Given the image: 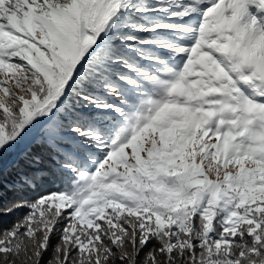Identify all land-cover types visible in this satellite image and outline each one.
Returning <instances> with one entry per match:
<instances>
[{"label":"snow or ice","instance_id":"snow-or-ice-1","mask_svg":"<svg viewBox=\"0 0 264 264\" xmlns=\"http://www.w3.org/2000/svg\"><path fill=\"white\" fill-rule=\"evenodd\" d=\"M14 213L0 264H264V0H0Z\"/></svg>","mask_w":264,"mask_h":264},{"label":"trees","instance_id":"trees-1","mask_svg":"<svg viewBox=\"0 0 264 264\" xmlns=\"http://www.w3.org/2000/svg\"><path fill=\"white\" fill-rule=\"evenodd\" d=\"M45 159L47 160V156L45 157ZM51 187V186H49ZM33 194L29 193L28 197L30 198ZM19 199V197L15 196L12 193H6V195L3 198V205L4 207H6L8 204L14 202L15 200ZM16 218V214L14 213L11 216H0V222L3 223L4 227H7L10 225L11 221L14 220ZM53 243H55V240L53 241Z\"/></svg>","mask_w":264,"mask_h":264}]
</instances>
